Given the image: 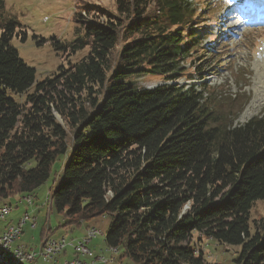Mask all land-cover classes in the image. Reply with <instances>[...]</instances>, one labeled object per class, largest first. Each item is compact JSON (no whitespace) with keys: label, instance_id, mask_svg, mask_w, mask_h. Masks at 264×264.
Returning a JSON list of instances; mask_svg holds the SVG:
<instances>
[{"label":"trees","instance_id":"16d2710c","mask_svg":"<svg viewBox=\"0 0 264 264\" xmlns=\"http://www.w3.org/2000/svg\"><path fill=\"white\" fill-rule=\"evenodd\" d=\"M5 2L0 206L33 196L67 157L51 207L67 218L66 227L110 217L105 243L119 252V263L209 264L193 242L198 233L237 248L234 264H264V218H252L264 201V114L234 126L212 87L134 83L148 75L179 80L196 44L213 38L192 3L116 0L115 12L82 7L70 48L88 53L36 83L35 70L11 46L26 31Z\"/></svg>","mask_w":264,"mask_h":264},{"label":"rangeland","instance_id":"374dc122","mask_svg":"<svg viewBox=\"0 0 264 264\" xmlns=\"http://www.w3.org/2000/svg\"><path fill=\"white\" fill-rule=\"evenodd\" d=\"M188 1L203 17V25L212 29L213 38L204 36L196 44L197 53L183 63L184 76L179 80L168 82L158 75H148L134 80V83L146 89L171 83L193 86L197 90L212 87V95L219 97L220 112L234 116V126H242L264 114V0ZM5 5L9 17L22 25L21 31H26L19 34L20 39L14 37L11 46L21 60L35 70L38 83L52 77L59 68L80 61L88 53V47L75 53L71 51L70 43L76 40L80 29L75 14L87 5H100L115 12L116 0H6ZM58 120L62 122L59 117ZM60 160L50 179L35 192L33 206L22 200L24 195L9 201L12 211L9 217L0 220V230L18 223L26 213L37 218V228L31 229L28 222L14 246L38 250L42 231L47 228L56 238L61 235L67 239L85 236L87 226L106 234L110 217H98L79 227H66L67 218L51 207L50 192L57 188L67 157ZM252 218H264V201L252 209ZM193 242L197 244V251L203 252L207 263L234 264L237 248L220 246L198 233L193 236ZM90 248L96 255L111 257L107 253L105 237L94 240ZM118 256L119 252L115 254L116 261ZM118 264L132 263L124 258Z\"/></svg>","mask_w":264,"mask_h":264},{"label":"built area","instance_id":"2783aa9c","mask_svg":"<svg viewBox=\"0 0 264 264\" xmlns=\"http://www.w3.org/2000/svg\"><path fill=\"white\" fill-rule=\"evenodd\" d=\"M29 200V206H33V199ZM11 206L0 208L1 217H9ZM30 222L37 225V218L26 213L16 224L6 227L0 232V264H118L112 258L105 255L99 257H89L85 254V247H81V240H90L91 243L104 237L100 231L93 228L85 229V236L81 238L67 239L65 236L59 238L45 237L39 249L26 248L24 246H14L21 239L23 234V224ZM71 250L74 257L71 259L60 260V257Z\"/></svg>","mask_w":264,"mask_h":264},{"label":"bare ground","instance_id":"6f19581e","mask_svg":"<svg viewBox=\"0 0 264 264\" xmlns=\"http://www.w3.org/2000/svg\"><path fill=\"white\" fill-rule=\"evenodd\" d=\"M33 198H34L33 196H24L22 198V200L25 201L29 205V200L28 199H33ZM2 206H9V205L6 204V205H2ZM2 206H0V208ZM6 218L7 217H1V220H5ZM25 225H27V224H23V227ZM31 228L32 229H36L37 228V225L31 224ZM93 229H96V228H93ZM100 235H103L104 236V234L101 233V231H100ZM89 244H90V240H81V247H85V254H87L89 257H98V256H96V254L94 253V251L88 247ZM107 252L109 254L113 255L114 253L117 252V250L114 249V248H110L109 247ZM107 258H111V257H107ZM113 261H115V260L113 259Z\"/></svg>","mask_w":264,"mask_h":264},{"label":"crops","instance_id":"0c3cea01","mask_svg":"<svg viewBox=\"0 0 264 264\" xmlns=\"http://www.w3.org/2000/svg\"><path fill=\"white\" fill-rule=\"evenodd\" d=\"M34 196V195H33ZM88 227V226H87ZM86 227V228H87ZM85 228V229H86ZM5 229V227L4 228H2L0 231H3ZM32 229V228H31ZM33 230H35V229H33ZM84 233H85V231H84ZM42 235H44V237L45 236H47V237H53V238H56V237H54V236H51V229L50 228H47V230H43L42 231ZM84 235V234H83ZM83 235H81L79 238H81ZM62 236H64V235H61V236H59V237H62ZM59 237H57V238H59ZM88 247L90 248V244L88 245ZM108 248L109 247H107V251H108ZM91 249V248H90ZM93 250V249H92ZM94 251V250H93ZM95 253V252H94ZM108 253V252H107ZM118 252H116V253H114L113 255H111V254H109V256L111 255V258H113L115 261H116V259H115V254H117ZM96 254V253H95ZM96 256H98L99 257V255H96ZM74 257V254L71 252V250H69V251H67V253L66 254H64V255H62L61 257H60V260H64V259H71V258H73ZM37 264H40V261H38L37 262Z\"/></svg>","mask_w":264,"mask_h":264}]
</instances>
